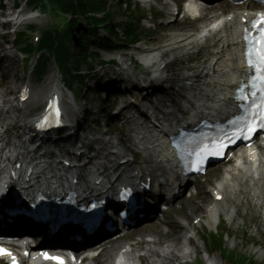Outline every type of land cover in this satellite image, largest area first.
<instances>
[{"label": "bare ground", "instance_id": "obj_1", "mask_svg": "<svg viewBox=\"0 0 264 264\" xmlns=\"http://www.w3.org/2000/svg\"><path fill=\"white\" fill-rule=\"evenodd\" d=\"M223 2V0L216 1L209 7L201 9L200 13L202 17L203 15L224 10L227 6L226 3L228 2ZM229 5L232 8H236L232 4ZM242 9L243 8H237L238 11L235 12V14L233 13L234 10L231 9L228 13L221 14L214 20L219 22L222 18H225L226 14L230 15L231 13L236 18L237 15L244 12ZM164 21H167V19ZM233 25L234 20L231 22V28L224 26L218 29L214 34H209L208 32L201 30L194 33L186 32L177 35L171 33L170 35L164 37V44L155 46L140 45L136 47L137 50L142 51V53L139 54L141 55L139 56V59L143 62L144 68L152 70L154 73H163V66L167 69L164 72V75L169 78L168 82L173 87L169 92H166V98L167 101H172L173 106L177 111L187 114L193 109L196 112L208 110L209 113H212L219 108L226 109L230 107V105L225 102L228 93L227 88L230 83L235 80L234 76L237 75L240 70V66L235 65L238 61V55L236 49L237 46L235 45L236 31L235 29H232ZM202 48H204L205 51L200 53V49ZM193 56H197L198 60L196 64L191 62ZM178 58L182 60L181 65L185 72H173L170 74L172 71V68L170 67ZM15 60L16 57H9V55L7 57L5 53L0 56V67H4L7 71H11L15 68V66L11 67V64H13ZM119 60L121 62L119 71H113L110 76L116 78L117 84H122L126 79V76L128 77L127 80L130 84L135 83L137 80V73L135 72L136 67L129 66V62L133 63L132 57H128L126 59L121 57ZM141 74V76H145L146 72ZM9 82V80L8 83L5 81L6 85L10 84V86L8 85L7 87L12 89L14 85ZM52 82L57 87H61L59 82L55 80L51 81V83ZM3 85L0 82V86ZM14 100L15 98L11 99L10 97H6V91L0 89V163L4 158V156L1 155L2 150L7 149L9 154L17 152L15 151L18 147L16 142H13L10 146V144L4 145V140L10 128L17 129L15 126V121L17 119H21L22 121H27L28 119L26 114H20L18 111L20 109H27V107H34L39 100V94H33L23 106H19L18 104L11 105ZM163 115H165V113ZM100 138V134L94 133L86 141L94 143V141H97ZM110 139L113 140L114 137L110 136L109 140ZM131 140L129 141L130 145L136 149H138L140 145H143L142 139H139L137 143L134 139V135ZM109 142L110 141L97 143V145H99V150H102L98 153V155H100L99 157L97 155L87 153L82 157V159L85 160V162L88 159L89 163L91 161H100L105 166L107 161L106 157L110 155L107 152ZM119 143L122 144L121 141H119ZM124 150L127 151V149ZM122 157L123 156L118 157V159ZM5 161L6 160L4 159L3 162ZM91 163L92 165L94 164L93 162ZM253 165H257L256 167H258L254 171H258L261 174V177H264L263 160H261V162H254ZM229 169L238 173V180L234 184L229 183L234 180L233 177L229 178V174H227ZM92 171L93 168L90 166L85 173H91ZM251 171L253 170L248 168V170L244 173L241 172L240 165H230L227 168L224 167L222 174L213 181V184L216 185L217 189L225 195L224 201L227 204V208H224L222 203L218 204L220 207H217V204H213V196L211 197L210 195H207L206 197L208 203L206 206L211 207L212 213L211 211L209 213L202 211L201 214L208 216L210 213L212 215L215 212V215L220 216L221 210L224 211L233 207V210L231 211L232 214L230 216V219L233 221L234 215L237 213L238 204L244 206L252 205L255 209H261L264 221V187H261L264 184V178L255 181L254 179L247 177L245 174ZM202 195L204 196L205 194ZM208 196L211 198L208 199ZM187 202L190 201L187 200ZM194 203L195 204L189 203L190 205L187 203L186 205H199L197 201H194ZM167 223L168 221H165L162 225L165 226ZM188 227L189 225L186 224L185 217L172 220L171 226H169L164 232L156 230L153 226H144V228L142 226L137 229V236L139 239L136 238L134 243L130 245L129 250L121 251V248H125V245L120 243L121 239L110 240L108 242L106 241L104 244L101 243L99 246L97 245V247L93 250L102 248L101 252L104 253V257L103 259H100L101 257H99L95 264H110L109 257L111 255H123L127 261H135L136 258L139 264H172L174 261H182L187 257H191L192 252L195 253L194 250L192 251L183 248V245L181 244L182 240H184V231ZM190 241L191 240L188 238L187 244H190ZM183 244L184 246L186 245L184 241ZM259 248L264 250V241L260 243ZM254 253L259 254V259L264 262V254H262L259 249H255ZM209 264L223 263L211 258Z\"/></svg>", "mask_w": 264, "mask_h": 264}, {"label": "rangeland", "instance_id": "obj_2", "mask_svg": "<svg viewBox=\"0 0 264 264\" xmlns=\"http://www.w3.org/2000/svg\"><path fill=\"white\" fill-rule=\"evenodd\" d=\"M135 1L136 0H134L133 4L135 3ZM225 1L226 0H224V2ZM10 3H11V0H3V4L5 6V11L3 13H0L4 17V18H0V35L3 34V32H5V25L3 26L2 20L6 19V14H7L6 12L8 10L7 6ZM226 4H227V6H226V8L224 10H220V11H217L216 13H211V14H208V15H203V17L201 19H199V20H195V21L187 20L186 22H184L182 24H175V25L167 26V27L161 25V22H162V18L161 17H156V18L153 19V21L156 24L155 32L152 35H150L149 38L144 39L141 43L146 42L149 45L155 46L154 44H157V45L164 44V42H163V40L165 39L164 37H166L167 35H170L171 33H173L174 35H177V34H183V33H186V32L187 33L188 32L189 33H194V32L200 31V30H202L203 27L208 25L212 20L216 19L221 14H225V13L229 12L231 9H233V10L236 9V8H232L228 3H226ZM110 5H111V7H109V9H110L111 12L113 11V9H115L114 7H116V9H117V12L114 13L113 21L124 22L125 21V15L123 14V9H122L123 6H121L119 4V2L108 0V6H110ZM56 12L59 13V11L57 9L53 8L52 11H51V13H53V14H51V16H48L47 12L45 11L44 15L41 18H39V19H41V20H38V22H40V29L41 30L45 29L49 24H51V22L53 24H56L57 22L60 21L59 17L54 16V14H56ZM141 13L146 16L145 12L143 13V11H142ZM81 24L83 25V21L82 20H81ZM1 25L4 27L3 29H1ZM9 30H10V27H9ZM100 33L102 34V36H105L103 31H100ZM6 36H7V39H8V46L3 45L1 43V39H0V47H1L0 48V56H2L3 54L6 53L7 57H8V55H9V57H11V56L14 57L15 54H16L15 52L17 50H16V47L14 48V47L11 46V42L13 40V35L12 34H8ZM146 43H144V44H140L139 43V44L141 46L142 45L144 46V45H147ZM140 45L137 44L136 47H138ZM133 47L134 46H132L131 50H129L127 53L136 55V53H134V51H133ZM136 47H135V50L138 51L139 54H141L142 51L141 50H137ZM71 53H73L74 56H77V52H76L75 47L71 48ZM119 53L120 52H99L100 59H102V60H108L110 58H115V57L117 58ZM193 57L191 59V62L193 60ZM126 58H128V57L127 56L123 57V59H126ZM196 59H197V56H196ZM97 62H98V60H96L94 62V65H95L94 74L96 72H98V73L101 72V70H100L101 68L99 66H97ZM132 62H133V58H132ZM181 62H182V60L180 58L176 59L173 62L174 64H172V66L170 67V68H172V70L174 69L173 72H180V71L184 70V68H181L182 67ZM130 63L131 62H129V66H130ZM53 65L54 64H53V62L51 60L49 62V65L47 66V72H46L45 76L43 78H41V80L37 79V82L35 81V84H34L35 85L34 86L35 87V93L39 92V90L37 88L40 89L41 85H43L45 82L48 81L49 75L51 73H55L56 72L57 68L55 67V65L54 66ZM58 65L60 67V72L63 75L64 81L67 84H71L73 82V80H71V77H70V75L68 74V72L66 70L65 63L62 64V63L58 62ZM14 66H15V68L13 70H11V71H7L6 68L0 67V74H3V75H5V77H7V80H5L6 83H8V80H9L10 81L9 83H13V85H14L12 89L7 87L8 85L10 86V84L6 85V83H4L3 86H0L1 90L3 89V90L6 91V97H10L11 99H13V97L18 92V89H19L18 81L20 80V78H19V66L15 63V61H14L13 64H11V67H14ZM130 67H133V66H130ZM85 68H86L85 65H81L80 66V71H84ZM102 68L105 70L104 74L102 75V83H105L107 81L108 74L111 75V73L113 72V71H110V70H116L117 67L116 66L104 65ZM170 68H168V69H170ZM177 69H179V71ZM143 70L144 71H142V73L146 72L148 69L143 68ZM41 71H42V69L40 68L39 69V74L41 73ZM107 71H108V74H105ZM184 72H185V70L183 72H180V73H184ZM96 81L97 80L92 81L90 83V87L95 86L96 85ZM111 82H113V80ZM77 86H78V83H75V87H77ZM124 86H126V85H124ZM104 95L107 96V94H104ZM89 98L92 99L93 104L96 103L95 96H90L89 95ZM40 104H41V101L38 100L37 104H35V107H27V109H29V113H27L28 110H26V109L25 110L20 109L18 112L20 114L27 113V114L31 115L32 113H35L38 110ZM9 106H10V104H9ZM21 111H22V113H21ZM29 115H27V116H29ZM207 183L208 184L211 183L210 179L209 180L207 179ZM205 190H206L205 186L201 185V188L199 190V191H201V194H202V192H205ZM201 194H199V196L197 198H194L193 200L195 202L197 201L198 203L200 202L199 200H201L202 205H205V204L208 203L207 197H206V199H204ZM209 198H211V197L208 196V199ZM194 201L191 200L190 202H187V201L185 202V200H184L183 202H180L179 204H177V206H175L173 208V210L167 216L168 223H167V225H165L166 229L169 226H171L172 220H174L176 218L181 219V217H185L187 225L188 224L191 225L192 217L193 216H198V214L203 210V208H201L202 207L201 205H197V206H187L186 205L187 208H185L186 207L185 204H187V203L188 204L189 203L195 204ZM239 208H240V210H239L238 218H237V220H235V227L233 225L230 226L228 223H225L222 226V227H225L226 233L229 234V236H225L224 246L227 249H229L230 252H232V253L236 252L239 255H244V256L250 258L252 260L253 264H264V262L259 259V254L253 253L255 249H259V247H260L259 244H254V241H259V243H261V241L263 242V240H264V225H263V222L261 221V216L259 215V212H257L258 210H255L252 207L251 208H247V212H244V208L243 207L239 206ZM237 225H238V227H237ZM210 226H212V224ZM204 227L205 226L202 224L200 229H199V231L201 229H202L201 231H203ZM256 227L258 228V230H256ZM189 229L190 228L188 227L184 231V235L187 236V230H189ZM137 232H138V230L137 231L136 230L131 231L129 237L132 238L136 234L135 240H136V238L139 239V237L137 236ZM234 234H236V237H235ZM183 241L184 240H182L181 244L183 245V248H185L184 244H183ZM120 243H122V242H120ZM195 245L197 246V248L195 249V247H193L192 251L193 250L195 251L196 258L193 261L197 262V260H201L205 264H207V262L208 261L210 262V259L212 258V259L218 260L219 262H221L223 264H230L226 260L221 259L219 257V253H215L214 255L206 254L205 253V246H204V244L201 245V243L199 242V239L197 240L195 238ZM115 252H117V251H115ZM195 253L192 252L191 253V257H187V258H189V260L192 259V256L194 257ZM112 256L113 255H111L109 257V260L112 258ZM100 257H101L100 259H103V257H104V253L103 252H101ZM186 259H183L182 261H174L172 264L182 263Z\"/></svg>", "mask_w": 264, "mask_h": 264}, {"label": "trees", "instance_id": "obj_3", "mask_svg": "<svg viewBox=\"0 0 264 264\" xmlns=\"http://www.w3.org/2000/svg\"><path fill=\"white\" fill-rule=\"evenodd\" d=\"M49 4L51 3L56 8H58L61 11L64 12H71L73 14H80L83 15V17L88 21L86 28L82 30V35L79 37L75 36V33L78 28L77 20H73L70 22L66 30L64 31H58L57 29H47L44 31L42 38L39 43V49L42 50H48L50 55L55 56V58L59 59L63 63L71 64V67H68V71L70 72L71 77H79L78 75L74 74V72H71V69L76 71L80 64L85 63L88 65L89 68H91L90 64V58L92 57V53L90 51V48L93 47H100L105 49H111L116 47V43L121 42V39L115 38L114 41L109 40L104 37H99L97 35L96 28L94 24L98 23V20L89 19L87 17L88 12L92 11H103L106 9V0H47ZM3 6V5H0ZM109 20L110 21V15L105 17L104 21ZM141 32L138 30V28L134 25L132 22V19H129V21L125 24L124 28V38L129 41H135L139 38V35ZM78 40H75V39ZM74 40L73 44L77 45V56L73 57L70 49H69V43ZM23 42L22 35H19L17 37L16 43ZM32 49V46L30 44H26V47L24 50L30 51ZM73 57V58H72ZM73 60H72V59ZM49 60L48 57H42L40 60V63L42 67L46 64V62ZM72 60V61H71ZM103 63V62H102ZM210 247H221V240L215 238L210 239L209 241ZM223 256H226L223 254ZM233 264H247L245 259L240 260V262H236V260H233Z\"/></svg>", "mask_w": 264, "mask_h": 264}, {"label": "snow or ice", "instance_id": "obj_4", "mask_svg": "<svg viewBox=\"0 0 264 264\" xmlns=\"http://www.w3.org/2000/svg\"><path fill=\"white\" fill-rule=\"evenodd\" d=\"M253 28L257 29L258 36H246L249 48L247 52L248 66L255 70L256 75L253 77L252 87L261 93H264V13L260 14V19L253 22ZM255 96V92L252 93ZM245 97H241L244 99ZM257 111L252 113V118L245 122L243 128L238 129V133L244 136L245 139L249 138L244 133H253L257 128H264V95L260 97V102L256 105ZM56 116H59V110H56ZM59 122V121H57ZM235 135V134H234ZM227 144L221 139L214 140L211 144L205 146L199 152L201 163L206 155H221ZM0 255H11L6 249L0 248ZM46 259L55 260L57 264H64V261L59 257L49 256L47 253L43 254ZM14 264L15 258L13 257Z\"/></svg>", "mask_w": 264, "mask_h": 264}]
</instances>
